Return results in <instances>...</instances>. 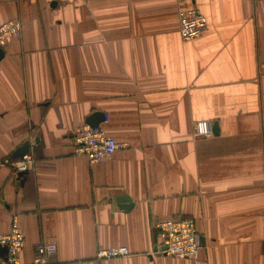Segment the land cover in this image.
Here are the masks:
<instances>
[{"label": "crops", "instance_id": "1", "mask_svg": "<svg viewBox=\"0 0 264 264\" xmlns=\"http://www.w3.org/2000/svg\"><path fill=\"white\" fill-rule=\"evenodd\" d=\"M188 1L208 22L190 41L178 0H0V23L23 24L0 59V235L17 215L19 264L42 240L48 264H264V0ZM95 112L122 145L99 163L74 142ZM201 120L218 134L198 136ZM178 217L196 222L198 260L162 250L157 224Z\"/></svg>", "mask_w": 264, "mask_h": 264}, {"label": "built area", "instance_id": "2", "mask_svg": "<svg viewBox=\"0 0 264 264\" xmlns=\"http://www.w3.org/2000/svg\"><path fill=\"white\" fill-rule=\"evenodd\" d=\"M179 2V31L184 41H190L203 36L208 30V22L197 8L190 5L188 0ZM23 24L19 19H11L0 23V48L4 47L5 39L9 36H19ZM196 133L200 137H210L213 134V124L209 120H201L196 124ZM76 153L85 155L91 162L99 163L106 161L122 146L113 137L109 136L105 129L99 126H82L74 135ZM36 158L32 152L12 162L16 173L28 172L35 166ZM4 165L0 157V167ZM158 235L162 244L167 246L165 251L168 255L180 259L198 260L203 249L201 236L196 228L193 218H169L158 222ZM25 234L20 226L19 217L12 218L9 233L0 235V246L7 247V255L4 264H19L20 253L25 247ZM57 252V244L50 241H40L35 247L34 264H48L51 257ZM131 254L125 246L99 248L97 259H112L127 257Z\"/></svg>", "mask_w": 264, "mask_h": 264}, {"label": "water", "instance_id": "3", "mask_svg": "<svg viewBox=\"0 0 264 264\" xmlns=\"http://www.w3.org/2000/svg\"><path fill=\"white\" fill-rule=\"evenodd\" d=\"M4 55V51L2 48H0V59L2 58V56ZM106 115L103 112H95L92 115H90L87 119V124H89L90 126H99L102 122L105 121ZM213 132L215 134H218L219 132V127L217 123H214L213 125ZM30 145L31 142L30 141H26L24 142L20 147H18L12 154L13 158H20L23 155H25L26 153H28L29 149H30ZM10 162V158H6L3 159V163L7 164ZM26 172H21L19 173L20 176L24 175ZM118 202L120 203V206L125 209V210H130L133 206V202L131 200V198L127 195L124 196H120L118 197ZM162 250L166 251L167 250V246H163ZM0 254L1 256L4 257V261L6 260V255H7V247L2 246L0 247Z\"/></svg>", "mask_w": 264, "mask_h": 264}]
</instances>
